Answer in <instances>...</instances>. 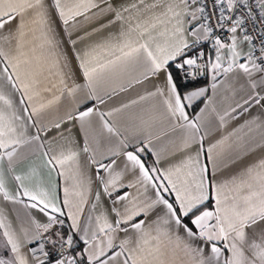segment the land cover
<instances>
[{"label": "snow or ice", "instance_id": "6c2138e0", "mask_svg": "<svg viewBox=\"0 0 264 264\" xmlns=\"http://www.w3.org/2000/svg\"><path fill=\"white\" fill-rule=\"evenodd\" d=\"M200 77L231 100L222 112L208 87L181 91ZM77 93L85 105L42 122ZM150 98L131 128L113 123ZM255 106L264 0H0V264H264V154L246 159L264 119L205 144L212 113L219 131Z\"/></svg>", "mask_w": 264, "mask_h": 264}, {"label": "crops", "instance_id": "0c3cea01", "mask_svg": "<svg viewBox=\"0 0 264 264\" xmlns=\"http://www.w3.org/2000/svg\"><path fill=\"white\" fill-rule=\"evenodd\" d=\"M74 2H78V0H74ZM113 2H117V0H113ZM119 2L123 3L126 2V0H119ZM82 19V18H81ZM78 47H83V45H78ZM69 57L71 58V65L72 70L76 73L77 82L83 83V78L80 76L79 69L76 66L75 58L72 56L71 50L69 49ZM183 82V80H182ZM69 84L72 83L71 80L68 81ZM178 83L181 84V80H178ZM184 83V82H183ZM185 84V83H184ZM195 85L193 88L189 89H195L199 87H208L207 95L208 97L212 98V105L209 106V111L211 112V107L214 105L216 109L220 112H222L227 105L231 102V100H225L224 96L226 93L223 89L218 90L217 93H213L209 86L208 79L204 81H199L192 83ZM60 86L58 85L56 89H53L52 92H46L44 93V96L47 98H51L53 95H60L59 91ZM145 94V88L142 85H135L133 88H130L127 92H121L118 96H114L111 100L107 101L106 105H99L101 109L106 108H112V107H119L121 104L128 103L129 101L133 99H137L139 95ZM83 93H77L76 99L74 100L71 97H64L61 99V101L58 104H55L51 107V109L48 110L43 115L42 122L47 123L51 119H54L58 115H63L66 110H69L71 108H76L78 106H83L87 102L82 99ZM77 100L80 101V104H77ZM94 103V102H93ZM156 103L154 99H148L145 100L139 104L131 105L129 108L125 109L121 113H117L113 118V123L116 124L117 127L120 128V130L123 132L125 127L131 128L134 123H138V117L140 116H146L147 115V109H150V107ZM204 107V102L202 99H198L194 101L193 107L189 109V112L194 114L195 112L199 111L200 108ZM250 116H257L261 119H264V109H261L259 106H255L251 109L250 113H245L242 115L239 120H233L230 121L226 127L221 128L219 131H216V128L218 127V119L215 116V113H212L209 117V120L211 122V135L208 137V140L205 141V144L207 145L209 140H216L219 139L222 135L230 132L233 127L243 124L247 119L250 118ZM161 127L166 129V125L164 126H158L154 131L159 132L161 130ZM64 129L72 128V123H67L63 125ZM34 132V129L31 130ZM73 134L76 135L78 138L82 139V135L79 131V127H75L72 129ZM57 130L53 129L51 132L47 134V139H51L55 134ZM176 134H171L169 136H162L160 141H156V146L162 147V146H168L169 148L172 147V145L169 144V140L175 138ZM43 136V134H42ZM262 154H264V150H261L259 148L256 149V151L246 159L248 161L255 160L256 158L260 157ZM24 167V164H18L17 168ZM238 167V166H234ZM209 168H211V165L209 164ZM9 209L11 210V215L14 218L16 215L17 210L20 212V214H23L22 208H14L13 206L9 205Z\"/></svg>", "mask_w": 264, "mask_h": 264}, {"label": "trees", "instance_id": "16d2710c", "mask_svg": "<svg viewBox=\"0 0 264 264\" xmlns=\"http://www.w3.org/2000/svg\"><path fill=\"white\" fill-rule=\"evenodd\" d=\"M181 91H185V90H189L191 88H193L195 85L193 84H184L181 80Z\"/></svg>", "mask_w": 264, "mask_h": 264}, {"label": "built area", "instance_id": "2783aa9c", "mask_svg": "<svg viewBox=\"0 0 264 264\" xmlns=\"http://www.w3.org/2000/svg\"><path fill=\"white\" fill-rule=\"evenodd\" d=\"M211 54V53H210ZM204 80H206V78H204V77H200L198 80H196V81H191V82H189V83H187V84H192V83H195V82H199V81H204ZM184 82V81H183ZM185 83V82H184Z\"/></svg>", "mask_w": 264, "mask_h": 264}]
</instances>
